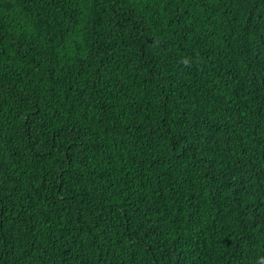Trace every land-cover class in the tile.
I'll return each instance as SVG.
<instances>
[{
    "label": "trees",
    "instance_id": "obj_1",
    "mask_svg": "<svg viewBox=\"0 0 264 264\" xmlns=\"http://www.w3.org/2000/svg\"><path fill=\"white\" fill-rule=\"evenodd\" d=\"M0 264H264V0H0Z\"/></svg>",
    "mask_w": 264,
    "mask_h": 264
}]
</instances>
